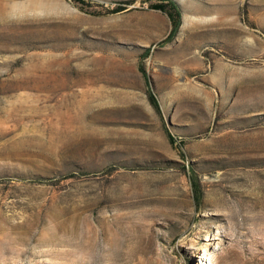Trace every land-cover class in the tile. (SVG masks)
Wrapping results in <instances>:
<instances>
[{
  "label": "rangeland",
  "instance_id": "rangeland-1",
  "mask_svg": "<svg viewBox=\"0 0 264 264\" xmlns=\"http://www.w3.org/2000/svg\"><path fill=\"white\" fill-rule=\"evenodd\" d=\"M176 1L0 0V264H264V0Z\"/></svg>",
  "mask_w": 264,
  "mask_h": 264
},
{
  "label": "trees",
  "instance_id": "trees-1",
  "mask_svg": "<svg viewBox=\"0 0 264 264\" xmlns=\"http://www.w3.org/2000/svg\"><path fill=\"white\" fill-rule=\"evenodd\" d=\"M149 7L155 10L161 11L168 17L170 24H171V30L169 33V38H171L176 33L177 28L180 24L181 10H180V7L177 1L176 0H155V2L149 5ZM122 8L123 7H117L113 11L114 12L119 11ZM139 69L143 72L144 75H146L142 65H139ZM148 99L151 105L154 107V109L157 112H159L158 101L151 91L148 92ZM168 136L172 140V136L170 134H168ZM190 180H191L192 191H193L194 197L198 199L201 194L198 180L193 175L190 176Z\"/></svg>",
  "mask_w": 264,
  "mask_h": 264
},
{
  "label": "bare ground",
  "instance_id": "bare-ground-1",
  "mask_svg": "<svg viewBox=\"0 0 264 264\" xmlns=\"http://www.w3.org/2000/svg\"><path fill=\"white\" fill-rule=\"evenodd\" d=\"M5 11H6V8L5 7H2L0 9V15L2 16L4 13H6ZM188 23H189V21H188L187 17H183V23L181 25V29H183L184 27H186Z\"/></svg>",
  "mask_w": 264,
  "mask_h": 264
},
{
  "label": "water",
  "instance_id": "water-1",
  "mask_svg": "<svg viewBox=\"0 0 264 264\" xmlns=\"http://www.w3.org/2000/svg\"><path fill=\"white\" fill-rule=\"evenodd\" d=\"M150 81V80H149Z\"/></svg>",
  "mask_w": 264,
  "mask_h": 264
}]
</instances>
